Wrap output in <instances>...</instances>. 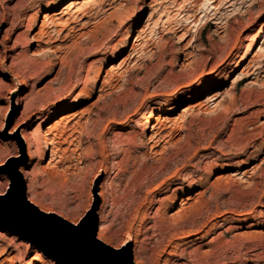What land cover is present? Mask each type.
Instances as JSON below:
<instances>
[{"label":"rangeland","instance_id":"374dc122","mask_svg":"<svg viewBox=\"0 0 264 264\" xmlns=\"http://www.w3.org/2000/svg\"><path fill=\"white\" fill-rule=\"evenodd\" d=\"M0 161V264H65L3 225L13 168L40 219L138 234L134 264H264V0H0Z\"/></svg>","mask_w":264,"mask_h":264},{"label":"water","instance_id":"95a60500","mask_svg":"<svg viewBox=\"0 0 264 264\" xmlns=\"http://www.w3.org/2000/svg\"><path fill=\"white\" fill-rule=\"evenodd\" d=\"M8 177L10 184L4 206L10 213L7 212L2 221L6 228L18 231L32 244L65 264H134L130 251L108 248L96 238L94 208L77 225L59 216L56 218L61 222L42 220L38 215L43 212L25 196V181L21 173L13 168L8 172ZM23 220L25 222L19 225V221ZM61 251L70 254L72 261L65 258Z\"/></svg>","mask_w":264,"mask_h":264},{"label":"bare ground","instance_id":"6f19581e","mask_svg":"<svg viewBox=\"0 0 264 264\" xmlns=\"http://www.w3.org/2000/svg\"><path fill=\"white\" fill-rule=\"evenodd\" d=\"M263 27V26H262ZM261 27V28H262ZM21 86H25L24 85V83H21ZM20 86V87H21ZM23 87H21L20 88V90H23ZM197 85H195V86H189L188 87V90H194V89H197ZM179 94H181V93H179ZM18 101H17V104L18 105H21L22 104V97H20V96H18ZM25 107H24V110L22 111V113L23 114H25V112H26V104L24 105ZM147 114H146V117H145V122L146 123H151V121H155V123L152 125V129H155V130H153V132H152V134L149 136V140H152L153 141V139H154V141H156L155 140V138L157 137V135H158V129H157V125L159 124V123H162L163 121H164V119H165V117H164V115H163V113H161V112H146ZM42 121H44V118L42 119ZM163 125V124H162ZM148 127L147 126H143L142 127V131H144V130H146ZM19 133H20V136H21V138L24 140V142H25V147H26V151H27V155H28V161H27V164L25 165V167H26V169H23V168H21L20 169V171L24 174V175H26V174H31V173H33L35 170H36V163H34L33 162V159L35 158V156H36V154H35V147H37V145H38V136H36L33 132H31V131H28V130H26V129H22V128H20V129H16V130H14V136L15 135H19ZM163 134V133H162ZM157 138H159V137H157ZM151 141V142H152ZM56 144H57V141L55 140V135H54V137H52V138H49V140H47V138L45 137L44 138V150L42 151V153L40 154V155H45L46 154V151L48 150V151H50L51 152V159H50V161L48 162V165H51L52 164V160H54V159H56V157H60L58 154H57V148H56ZM49 145L51 146V149L49 150ZM62 159V158H61ZM14 161L15 160H13V159H11V160H8V162H7V164H6V166H8V165H10V164H12V163H14ZM57 161H59V160H57ZM30 165H32V167H31V169H27ZM11 166V165H10ZM10 166H8V167H10ZM7 167V168H8ZM3 169V168H2ZM144 173V172H143ZM111 179V178H110ZM107 180H109V179H107ZM136 180V179H135ZM107 182H109V181H107ZM31 186H32V184L31 183H29L28 182V184H27V190H29L30 188H31ZM163 187V186H162ZM110 188H111V184H110V182L107 184V193H104L103 191H99L98 192V194L101 196V198H102V200H103V205H102V207H101V211H104V209H105V207L106 206H108V205H111V202H109V199L107 198V196L110 194L109 193V191H110ZM192 188H191V186H186V192L187 191H190ZM156 194H159L158 192H156V193H154V195H153V193H152V200H154L155 199V195ZM110 199H111V197H109ZM168 198H169V196H168ZM167 197H163V198H160L158 201H159V206H164L165 205V201L168 199ZM113 199V198H112ZM186 209H187V207H181L180 209H178V211L176 212V214H175V216H174V218H180L181 216H182V214L184 213L183 211H186ZM173 218V217H172ZM160 221H163L164 219H165V216L163 215V216H160L159 218H158ZM158 220V221H159ZM74 225H77V224H74ZM105 224H103V223H101L100 224V226L98 227V230H97V236H96V238L98 239V240H100L101 239V237H102V231L104 230V228H105ZM193 231V230H192ZM194 232V231H193ZM1 233V232H0ZM188 233H191V231L189 230L188 231ZM188 235H190V234H188ZM131 238L133 239V242H134V249H133V251H134V260H135V262H137V258L141 255V253L144 251V246H142L141 244H137L138 242H139V237H138V234H134V235H131L130 233H128L127 235H126V237L124 238V240H123V242H122V244H124V246L122 247V248H119V249H123V251H127L128 249H126L127 248V245H128V243L131 241ZM101 241V240H100ZM136 247V248H135ZM162 253H166V254H170L171 253V250L169 249V250H167L166 251V247L164 248V249H162V251H161ZM158 256H159V258L161 257V254H158ZM41 258V254L38 252V251H36V252H34L33 253V256H32V260H29V261H25L24 262V264H35V261L36 260H39ZM8 261H10V262H12V259L9 257L8 258ZM157 264H168V259L167 258H164L161 262L159 261V259H158V262H157Z\"/></svg>","mask_w":264,"mask_h":264},{"label":"snow or ice","instance_id":"6c2138e0","mask_svg":"<svg viewBox=\"0 0 264 264\" xmlns=\"http://www.w3.org/2000/svg\"><path fill=\"white\" fill-rule=\"evenodd\" d=\"M3 163V161H0V164H2Z\"/></svg>","mask_w":264,"mask_h":264}]
</instances>
